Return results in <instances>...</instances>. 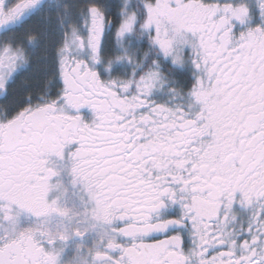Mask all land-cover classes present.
<instances>
[{
    "label": "snow or ice",
    "instance_id": "snow-or-ice-1",
    "mask_svg": "<svg viewBox=\"0 0 264 264\" xmlns=\"http://www.w3.org/2000/svg\"><path fill=\"white\" fill-rule=\"evenodd\" d=\"M0 264H264V0H0Z\"/></svg>",
    "mask_w": 264,
    "mask_h": 264
},
{
    "label": "trees",
    "instance_id": "trees-1",
    "mask_svg": "<svg viewBox=\"0 0 264 264\" xmlns=\"http://www.w3.org/2000/svg\"><path fill=\"white\" fill-rule=\"evenodd\" d=\"M3 103V101H0V104H2Z\"/></svg>",
    "mask_w": 264,
    "mask_h": 264
}]
</instances>
